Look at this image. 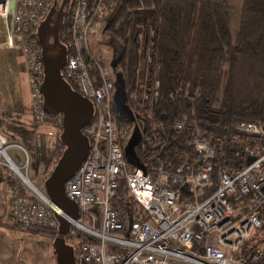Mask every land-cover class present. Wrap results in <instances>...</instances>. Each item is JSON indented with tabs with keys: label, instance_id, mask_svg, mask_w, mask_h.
I'll return each mask as SVG.
<instances>
[{
	"label": "built area",
	"instance_id": "obj_1",
	"mask_svg": "<svg viewBox=\"0 0 264 264\" xmlns=\"http://www.w3.org/2000/svg\"><path fill=\"white\" fill-rule=\"evenodd\" d=\"M56 1L0 0L4 45L18 48L24 57L30 114L41 125L51 124L49 136L57 134L62 116H51L44 109V67L34 33ZM114 3L70 0L65 6L71 23L63 74L95 108L92 121L83 129L90 140L88 157L66 183L67 196L80 209L79 218L72 219L76 232L71 230L69 236L71 244L75 247L78 242L81 248L77 264L264 263L263 245L242 252L244 242L263 224L264 121L238 123L230 138L194 125L193 155L180 164L160 159L155 167L145 165V171L131 163L125 145L134 126L117 122L114 69L91 48L93 36L105 31ZM185 127L184 121L175 123L177 131ZM225 142L233 145V158L217 167V152ZM7 147L8 140L0 132V164L8 166L21 183V189L13 190L10 214L23 227L57 231L55 206L44 184L37 186L26 173L27 150L21 146L26 159L18 165ZM249 158L253 160L248 162ZM121 182L139 209L112 205L113 199H124L118 195Z\"/></svg>",
	"mask_w": 264,
	"mask_h": 264
},
{
	"label": "trees",
	"instance_id": "obj_2",
	"mask_svg": "<svg viewBox=\"0 0 264 264\" xmlns=\"http://www.w3.org/2000/svg\"><path fill=\"white\" fill-rule=\"evenodd\" d=\"M70 23L67 11L64 41ZM106 31L124 47L119 71L127 101L146 129L136 147L144 165L155 167L160 159L178 165L191 157L194 125L230 138L238 123L264 121V0H115ZM34 36L41 48L37 29ZM28 112L26 105L0 109V132L28 151L30 167H43L49 175L65 148L62 122L50 140L41 123L26 119ZM177 121L186 127L177 131ZM226 143L217 152V167L233 158V145ZM20 184L0 164V190L21 189ZM118 195L124 199H113V206L139 209L123 182ZM262 219L244 242L243 253L264 246V207Z\"/></svg>",
	"mask_w": 264,
	"mask_h": 264
},
{
	"label": "water",
	"instance_id": "obj_3",
	"mask_svg": "<svg viewBox=\"0 0 264 264\" xmlns=\"http://www.w3.org/2000/svg\"><path fill=\"white\" fill-rule=\"evenodd\" d=\"M69 2L70 0H62L60 8L56 9V1L37 29L44 67L41 83L44 109L51 116L58 114L62 116L60 140L65 146L62 155L43 183L46 196L55 206V216L59 221L58 230L53 231L56 264H77L75 247L67 242V238L73 227L72 219L79 218L80 209L77 202L67 196L66 183L88 157L90 140L83 129L90 124L95 112L92 100L73 88L63 74L67 61V47L60 41L59 32L66 15L65 6ZM53 15H57V19L54 27H50ZM123 54L124 47L116 40L113 42V56L110 61V65L116 71ZM114 109L117 118L135 123L137 115L127 103L126 80L121 71L116 72ZM145 131V128L135 123L125 145V154L131 163L146 171V166L141 162L136 150ZM252 160L249 158L248 162Z\"/></svg>",
	"mask_w": 264,
	"mask_h": 264
},
{
	"label": "rangeland",
	"instance_id": "obj_4",
	"mask_svg": "<svg viewBox=\"0 0 264 264\" xmlns=\"http://www.w3.org/2000/svg\"><path fill=\"white\" fill-rule=\"evenodd\" d=\"M5 28L0 24V101L2 95H19L20 104L29 103L30 86L27 71L23 66L24 59L18 48H8L4 45L6 39ZM114 38L109 31H100L92 38V51L98 55L106 65H110L113 56ZM13 69L11 76L9 69ZM29 107V104L26 105ZM2 107V105H0ZM6 104L4 105V108ZM30 112L26 119L32 120ZM50 129V125L45 124L41 130ZM52 140L54 136H50ZM8 140V139H7ZM8 153L18 165L26 159V153L20 145L8 141ZM28 152V151H27ZM30 158V156H29ZM26 172V170L24 169ZM31 180L41 186L48 176L47 170L41 167L38 170L29 166L26 172ZM3 187V186H2ZM1 188V186H0ZM14 202L13 190H0V219H1V252L0 264H56L53 240L55 233L50 229H32L23 227L10 214V208ZM76 226L72 230L76 232ZM77 259H81V248L75 243ZM11 250L13 258H4L5 252ZM2 254V258H1Z\"/></svg>",
	"mask_w": 264,
	"mask_h": 264
},
{
	"label": "crops",
	"instance_id": "obj_5",
	"mask_svg": "<svg viewBox=\"0 0 264 264\" xmlns=\"http://www.w3.org/2000/svg\"><path fill=\"white\" fill-rule=\"evenodd\" d=\"M23 59H24V57H23ZM23 66L25 67V70H26L25 63H23ZM9 71H10L9 74L11 76H13L14 75L13 69L10 68ZM18 96L19 95H8V97H6L5 95H2V99L0 101V105H2V107H0V109H9V108H12V107H14L16 105H25V104H20L19 103V100H18L19 97ZM29 99H30V95H29ZM5 104H6V107L4 108ZM28 104L29 103H27L26 105H28ZM12 256H13V254H12L11 250H9V251L5 252L4 258H7V260H9V259L13 258ZM1 258H2V254H1ZM1 264H2V261H1Z\"/></svg>",
	"mask_w": 264,
	"mask_h": 264
},
{
	"label": "flooded vegetation",
	"instance_id": "obj_6",
	"mask_svg": "<svg viewBox=\"0 0 264 264\" xmlns=\"http://www.w3.org/2000/svg\"><path fill=\"white\" fill-rule=\"evenodd\" d=\"M53 6H54V4H53ZM52 6V7H53ZM60 6H61V4L59 3V0H57V4H56V9H59L60 8ZM51 11V9L49 10V12ZM48 12V13H49ZM47 13V14H48ZM47 16V15H46ZM66 16V15H65ZM46 18V17H45ZM56 19H57V15H53L52 16V18H51V22H50V27H54V24H55V22H56ZM64 20H65V17H64ZM64 20H63V24H64ZM63 24H62V27H61V29H60V32H59V38H60V41L63 43V44H65V41H64V39H63V35H65L64 33H62V29H63ZM53 39H51V41H52ZM115 42V41H114ZM117 71H119V65H118V68H117ZM116 70H114V76H115V78H116V72H117ZM127 103H128V101H127ZM129 104V103H128ZM136 115H137V117H136V121H135V123H138V124H140V125H143V118L139 115V114H137V113H135ZM119 119V118H118ZM125 122H127L128 124L127 125H129V126H134L135 125V123H132V122H128V121H125ZM137 147V146H136ZM67 242L68 243H70L71 244V239L68 237L67 238Z\"/></svg>",
	"mask_w": 264,
	"mask_h": 264
}]
</instances>
